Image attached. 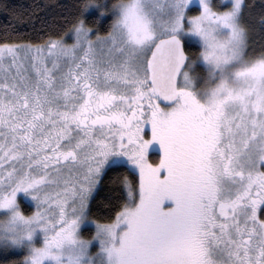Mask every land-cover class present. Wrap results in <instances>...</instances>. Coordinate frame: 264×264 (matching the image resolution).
Here are the masks:
<instances>
[{
    "label": "snow or ice",
    "instance_id": "1",
    "mask_svg": "<svg viewBox=\"0 0 264 264\" xmlns=\"http://www.w3.org/2000/svg\"><path fill=\"white\" fill-rule=\"evenodd\" d=\"M25 12L0 35V262L264 264V0Z\"/></svg>",
    "mask_w": 264,
    "mask_h": 264
},
{
    "label": "trees",
    "instance_id": "2",
    "mask_svg": "<svg viewBox=\"0 0 264 264\" xmlns=\"http://www.w3.org/2000/svg\"><path fill=\"white\" fill-rule=\"evenodd\" d=\"M114 1L115 0H109L110 3ZM37 2L45 4H71L73 0H0V35L7 29H16L17 32L26 33L30 36L31 34L28 32V29L24 27L22 23L28 19L27 14L25 12L23 15H20L19 12L21 10L31 11L32 6ZM256 2L259 3V0H256ZM93 213L94 218L100 215H107V213L101 212L98 209H94ZM83 233L85 236L90 235L87 229H85ZM10 259H19V257H11ZM0 264H2V262H0Z\"/></svg>",
    "mask_w": 264,
    "mask_h": 264
},
{
    "label": "rangeland",
    "instance_id": "3",
    "mask_svg": "<svg viewBox=\"0 0 264 264\" xmlns=\"http://www.w3.org/2000/svg\"><path fill=\"white\" fill-rule=\"evenodd\" d=\"M107 2L110 3L109 0H107ZM114 2H115V1H114ZM111 3H113V2H111ZM26 203H30V201H26ZM92 231H94V229H92ZM83 234H84V233H83ZM84 236H85V235H84ZM85 237H88V236H85Z\"/></svg>",
    "mask_w": 264,
    "mask_h": 264
}]
</instances>
